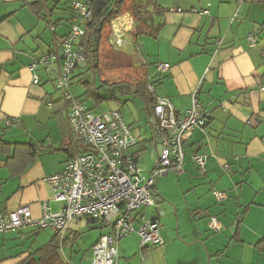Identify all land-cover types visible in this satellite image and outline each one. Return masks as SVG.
Returning a JSON list of instances; mask_svg holds the SVG:
<instances>
[{"label":"crops","instance_id":"obj_1","mask_svg":"<svg viewBox=\"0 0 264 264\" xmlns=\"http://www.w3.org/2000/svg\"><path fill=\"white\" fill-rule=\"evenodd\" d=\"M47 1L48 11L38 15L32 0H0V137L8 144L33 145L38 155L35 162L17 176L6 168V156L0 153V213L29 206L35 219L41 218L43 203H47L54 213L63 207L54 199L53 188L46 179L60 173L71 160V153L81 146L80 139L70 130L67 105L55 87L58 65L52 72L43 68L31 69L33 61L57 50L58 43L69 34L75 20L71 0ZM169 2L171 5L162 7L158 0H153L149 7L154 26L160 27L155 37L135 39L128 34L122 48L112 46L109 42L112 21L109 31L104 33L100 53L105 49L104 60L108 66L114 58L120 64L116 70L124 69V79L116 83L125 85L129 93L141 100L148 124L155 108L137 97L136 89L132 87L143 76H146L148 86L154 88V92L148 89L152 97L167 99L177 115H184L191 108L192 95L196 93L209 117L206 126L195 130L185 144L184 173L169 172L164 178L160 177L157 193L162 201L150 207L151 211L144 208L134 214L135 229L144 219L162 223L163 218H169V228L161 230L165 244L144 250L141 237L132 233L119 242L118 264H264V251L257 247L264 241V227H256L250 232L243 224L249 206L244 208L243 214H246L239 224V215L236 217L237 225L229 245L209 239L206 243L201 242L199 228H203L204 220L194 230L183 229V232L180 226L177 231L172 230L170 222L178 213L181 217L185 212L192 223L207 219L208 230L220 234L225 225L222 222V227L220 218L215 215L217 209L208 205L206 184H211L212 193L220 191L216 188H220L224 180L234 182L232 174L223 169L227 162L232 168L240 167L247 173L261 170L264 176V4L252 0L242 3L236 0ZM194 10H208L209 14L201 15ZM119 18V27L124 20H131L132 31L135 29L136 23L129 13L123 12ZM259 29L258 47L251 48L247 37ZM88 62L79 66L71 82V86L78 82L83 91L71 89L72 94L95 114L117 111L97 109L102 104L97 99H94L97 107L93 106L90 91L96 83L91 84L88 75H96L93 65ZM159 64L171 67L167 73H158ZM105 70L107 67L101 62L97 70L100 75L96 78L101 77L104 84L111 85L104 79ZM128 74L132 75L130 79ZM35 75L40 79L38 84L34 83ZM84 82L89 83V90ZM156 86H159L158 90ZM14 119L18 124L8 126L7 122ZM139 123L142 125L144 118L140 117ZM150 129L151 134L140 129L141 136H144V130L150 136L145 140L141 136L137 138L131 129L138 143L125 153V157L139 163L145 175L154 168L162 150L159 135L152 127ZM152 147L155 158L145 167L140 164L141 158ZM194 154L207 156L206 174L202 175L192 160ZM216 178L218 183L214 186ZM180 196L186 199L185 206H182ZM212 217L219 220L217 232L209 226ZM84 222L87 229L97 230L91 234L97 236L91 243H85L83 236L80 238L86 230L82 226ZM48 231L28 228L1 235L0 264L35 261L39 257L37 252L51 245L54 238L59 239L60 255L67 264H92L95 244L110 233L102 221L94 222L90 218L71 223L63 238ZM79 239L82 241L78 253L73 246Z\"/></svg>","mask_w":264,"mask_h":264},{"label":"built area","instance_id":"obj_2","mask_svg":"<svg viewBox=\"0 0 264 264\" xmlns=\"http://www.w3.org/2000/svg\"><path fill=\"white\" fill-rule=\"evenodd\" d=\"M241 3L243 0L240 1ZM71 10L75 20L69 34L57 45V50L42 55L33 61L31 69L43 68L52 72L58 65L55 87L60 92L68 108V123L74 133L90 149L69 160L58 174L46 179L53 188L54 199L63 204L59 212H52L47 203L42 204V216L35 219L29 206L15 211L0 213V236L20 232L28 228L51 230L58 238H63L71 223L90 218L102 221L109 230L94 246L92 264H118L119 242L132 233L141 237L142 248L163 246L165 244L160 222L142 218L138 229L134 227V214L140 209L155 206L162 201L157 193L160 177L169 172L184 173L185 144L195 130L203 129L209 113L202 108L196 93L192 95V106L184 115H177L172 103L157 98L154 115L149 119L150 126L161 139L162 150L158 154L154 168L148 175L143 168L125 153L138 143L130 127L118 111L95 114L87 105L76 98L70 89L72 79L79 66L87 62L88 56L81 44L85 36L84 24L92 17V0H71ZM208 15V10L197 11ZM115 18L111 26L109 42L122 48L132 23ZM260 36L252 31L247 42L251 48L258 47ZM169 64H159L158 73H167ZM34 83H40L37 75ZM154 92L153 86H148ZM17 120L7 122L16 126ZM192 160L200 173L206 174L207 156L194 154ZM229 170L228 163L223 165ZM213 196L220 203L228 200L226 192L214 191ZM212 231L220 230L218 218L212 217L209 223Z\"/></svg>","mask_w":264,"mask_h":264},{"label":"rangeland","instance_id":"obj_3","mask_svg":"<svg viewBox=\"0 0 264 264\" xmlns=\"http://www.w3.org/2000/svg\"><path fill=\"white\" fill-rule=\"evenodd\" d=\"M67 1V0H63ZM160 6L162 7H168L170 4L169 0H158ZM153 2V0H136V3L138 4H144V3H149ZM66 26V23L65 25ZM109 31L108 27L105 30V33ZM105 49L101 50L100 53V58L102 65H105L107 67V70H105L104 73V79L109 80L111 82V85L104 84L101 80V77L96 78L94 77L93 73H89L88 75V80L90 81L91 84H95L94 90L96 91L97 89V95L96 97L93 96L91 99L93 101V106H95V100L97 99L98 101H102L99 106V110H117L120 111V113L123 116V119L125 123H127L132 131L133 134L139 138L141 136L140 129L143 128L147 130V132H150V123L148 124L146 114L144 112V107L143 103L141 102L140 99L136 98L132 93H129L127 90V87L123 84L116 83L119 81V79H124V76L126 75L123 71H117V67L120 66L119 63H116L114 61V58H111L108 63L104 60L105 57ZM121 66L124 67V62L121 60ZM142 64V63H140ZM101 66V63H100ZM115 68V69H114ZM128 79L132 77V75L128 74ZM86 78V76H85ZM87 79V78H86ZM97 79V80H96ZM115 84V85H112ZM157 90L159 89V86H156ZM70 89H73V91L77 92L78 91H83L81 89V86L79 85L78 82L76 84L70 87ZM102 99V100H101ZM96 112V111H95ZM99 113V112H97ZM142 117L144 118V123L139 126V118ZM143 131V135L141 138L145 140V138H149L148 134L146 131ZM151 134V132H150ZM134 136V137H135ZM152 137V135H151ZM140 139V138H139ZM154 148H150L148 152L142 156L141 158V165H144L145 167H148L149 165V160H152L155 158L153 153H154ZM228 163V162H227ZM230 165V170H231V163H228ZM173 173V172H172ZM227 173H231V177L234 178V182L231 183L229 180H224L222 182V185L220 188H216L220 191H225L228 195V202L226 203H220L216 200V198L213 196V192L211 193L212 186L211 184L207 183L206 187L209 189L207 193V198L209 200L208 205L210 207H215L217 210L215 212V215L220 218L221 224L225 225L224 231H222L220 234H214L213 232L209 231L207 226H206V221L207 219H200L198 222H193L191 221L190 215L187 213H182L181 217L179 213L177 216H174L172 219H170V222L173 224L172 225V230L177 231L180 228L182 229H195L197 228V225H200L201 222L204 220L205 223L202 224L203 228H199L202 236V240H200L203 243H206V241L209 239L211 242H218L220 245H229L230 240L234 236L235 230L233 229L236 224V217L238 215H242L244 212V208L246 206H249V213L247 214L246 218L244 219L243 224H245L250 232H254L256 227H264V176L262 175V171L255 169L253 171H250V173H247L245 171H241L240 167H233L232 171H229ZM175 174V173H174ZM148 175V174H147ZM177 175V174H175ZM172 176V175H170ZM179 176V175H177ZM164 178V177H162ZM171 178V177H169ZM168 178V179H169ZM218 183V178L213 180V185L215 186ZM160 189L162 190L161 183L159 184ZM179 195V191L176 192ZM213 196V197H212ZM165 199V198H164ZM180 199L182 201V206H185L186 199L180 196ZM168 201V200H167ZM169 202V201H168ZM153 207V206H152ZM147 210L145 211H151L152 209L150 207L145 208ZM214 213V212H212ZM213 215V216H215ZM169 218H163L162 223H160L161 230H164V228L168 229L169 228ZM222 224V227H223ZM242 224V225H243ZM87 227V225L82 223V226ZM171 227V226H170ZM248 229H243V232H249ZM45 233L49 231L43 230ZM97 230H94L92 228L91 230L87 229L81 233L80 238L83 236V241L85 243L89 242L91 243L96 239L97 236L92 237V233H97ZM249 232V233H250ZM177 237V235H176ZM82 240L79 239V241L76 243L75 246H73L75 252L79 253V248L81 247V242ZM208 241V242H209ZM210 245V244H209Z\"/></svg>","mask_w":264,"mask_h":264},{"label":"trees","instance_id":"obj_4","mask_svg":"<svg viewBox=\"0 0 264 264\" xmlns=\"http://www.w3.org/2000/svg\"><path fill=\"white\" fill-rule=\"evenodd\" d=\"M32 1V6L35 8V11H37V14L48 11L47 0ZM252 2L264 4V0H252ZM152 3L153 2L138 4L136 3V0H92V17L84 24L85 36L82 39L81 44L87 52V62L89 61V65L90 63L93 65L96 77L100 75V72H97V70L99 69V65L101 63L100 47L105 30L107 27L110 28L111 22L120 16L121 13L127 12L134 19L136 27L130 34H132L135 39L143 36L155 37L156 33L159 32L160 27L157 28L154 26V17L149 11V7ZM154 4H156V2H154ZM113 6L114 9L111 11ZM154 11L157 12V10ZM257 31L260 36V29ZM93 33H95V35L92 40ZM96 63L97 65L95 66ZM88 84L89 83L86 82L83 83V85L89 90L90 88H88ZM132 87L136 89L134 94L137 97L143 99L147 105L151 104L153 109L155 108L157 99L152 97L149 93L146 76H143L142 79L139 80L138 83L132 85ZM90 92L96 97L97 90L95 92V90L92 89ZM79 142L81 143V146L77 147L76 150L71 153L70 159H74L82 154L90 152L87 145H85L81 140ZM0 153L6 156V159L4 160L6 168H8L12 175L17 176L21 175L29 165L35 162L38 157L37 149L33 145L8 144L5 143L1 137ZM245 214L238 216V224L245 217ZM90 220H93L94 222L99 221L94 219ZM257 247H259L261 251H264V241L260 242ZM37 253L39 254L37 260H29L26 264H67L60 255L59 239L54 238L51 245L39 250Z\"/></svg>","mask_w":264,"mask_h":264},{"label":"water","instance_id":"obj_5","mask_svg":"<svg viewBox=\"0 0 264 264\" xmlns=\"http://www.w3.org/2000/svg\"><path fill=\"white\" fill-rule=\"evenodd\" d=\"M115 4H116V2H115ZM114 6H115V5H114ZM114 6L112 7L111 11L114 9ZM94 35H95V33H93V35H92V40H93V38H94Z\"/></svg>","mask_w":264,"mask_h":264}]
</instances>
